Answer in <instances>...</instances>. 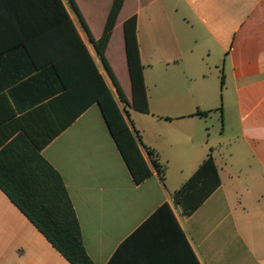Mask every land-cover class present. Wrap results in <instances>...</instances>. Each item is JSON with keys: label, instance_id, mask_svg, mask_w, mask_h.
I'll list each match as a JSON object with an SVG mask.
<instances>
[{"label": "crops", "instance_id": "0c3cea01", "mask_svg": "<svg viewBox=\"0 0 264 264\" xmlns=\"http://www.w3.org/2000/svg\"><path fill=\"white\" fill-rule=\"evenodd\" d=\"M61 3L72 27L49 0H0V151L22 138L59 173L93 264H264V0H124L104 55L131 102L135 16L149 113L128 108L127 125L164 168L139 145L138 184L95 94L97 72L118 102L91 41L112 0ZM209 156L185 216L174 195ZM0 264H69L1 190Z\"/></svg>", "mask_w": 264, "mask_h": 264}, {"label": "trees", "instance_id": "16d2710c", "mask_svg": "<svg viewBox=\"0 0 264 264\" xmlns=\"http://www.w3.org/2000/svg\"><path fill=\"white\" fill-rule=\"evenodd\" d=\"M65 1L69 8L79 16L74 0ZM123 2L124 0H112L101 38L98 40L91 38L121 106L97 72L95 94L111 137L133 181L138 184L150 175L141 157L139 145L145 150L152 166L161 178H163L164 168L158 165L155 158L156 152L142 143L139 132L135 130L131 132L127 125V121L132 125L128 108L141 113H149L143 65L140 62L136 39L135 16L127 19L123 24L125 54L131 84V102L127 100L104 55ZM48 5L56 11L57 23L60 24V19H62V24L72 27V22L61 0H49ZM54 19L53 15L51 22L54 23ZM222 83L221 81V85ZM199 114L207 115L208 112ZM209 171L216 173L211 156L175 193V202L181 205L185 216H189L200 205L202 200L199 199L200 191L198 190L201 187L197 188V185L204 183ZM0 190L69 264H93L84 250L79 223L61 176L40 156L38 149L22 138L9 143L0 151ZM165 212L171 216L168 207L163 206L153 217L162 216ZM135 264L151 263L149 259V261ZM190 264H198L193 255Z\"/></svg>", "mask_w": 264, "mask_h": 264}, {"label": "rangeland", "instance_id": "374dc122", "mask_svg": "<svg viewBox=\"0 0 264 264\" xmlns=\"http://www.w3.org/2000/svg\"><path fill=\"white\" fill-rule=\"evenodd\" d=\"M214 83H215V86H217V84H221V81H217V80H214Z\"/></svg>", "mask_w": 264, "mask_h": 264}]
</instances>
